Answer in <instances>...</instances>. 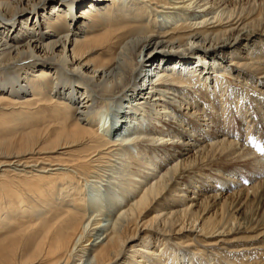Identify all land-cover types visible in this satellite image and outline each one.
Masks as SVG:
<instances>
[{
	"label": "bare ground",
	"instance_id": "1",
	"mask_svg": "<svg viewBox=\"0 0 264 264\" xmlns=\"http://www.w3.org/2000/svg\"><path fill=\"white\" fill-rule=\"evenodd\" d=\"M258 134L264 0H0V264H256Z\"/></svg>",
	"mask_w": 264,
	"mask_h": 264
},
{
	"label": "rangeland",
	"instance_id": "2",
	"mask_svg": "<svg viewBox=\"0 0 264 264\" xmlns=\"http://www.w3.org/2000/svg\"><path fill=\"white\" fill-rule=\"evenodd\" d=\"M259 135V136H258ZM257 136H255V137H257V138H255V141H257L258 143H260L261 145H262V147L264 146V136H262V135H260V134H258ZM262 140H263V142H262ZM262 142V143H261ZM252 209H253V206H252ZM261 227H264V223H263V225L261 226ZM260 227V228H261ZM3 236H5V235H7L6 233H4V234H2ZM263 247H264V241H263V243L261 244ZM17 252H18V250H17ZM251 262H254V263H256V264H264V256H261L260 254L259 255H257V256H255V258L253 259V260H251ZM209 264H211V263H209Z\"/></svg>",
	"mask_w": 264,
	"mask_h": 264
},
{
	"label": "snow or ice",
	"instance_id": "3",
	"mask_svg": "<svg viewBox=\"0 0 264 264\" xmlns=\"http://www.w3.org/2000/svg\"><path fill=\"white\" fill-rule=\"evenodd\" d=\"M249 143L254 144L255 147H256V150H257L259 153L264 154V147H262V146L260 145V143L254 141L252 138L249 139Z\"/></svg>",
	"mask_w": 264,
	"mask_h": 264
}]
</instances>
